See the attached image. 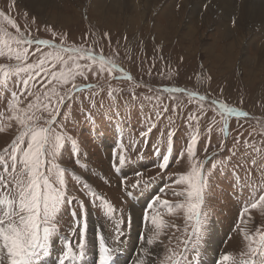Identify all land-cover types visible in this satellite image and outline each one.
Returning <instances> with one entry per match:
<instances>
[{
	"label": "rangeland",
	"instance_id": "1",
	"mask_svg": "<svg viewBox=\"0 0 264 264\" xmlns=\"http://www.w3.org/2000/svg\"><path fill=\"white\" fill-rule=\"evenodd\" d=\"M255 1L264 5V0ZM183 3L184 0H156L151 7L143 9L141 23L139 12L134 10L133 17L138 18L131 25L142 28L135 32L130 29L129 22L121 26L113 23L117 19L116 11L111 12L109 26L102 24V18L95 13L100 4L96 0H66L59 5L60 11L51 9L54 14L70 15V26L37 17L26 9L24 0H0V94L3 97L0 101V168L8 185L0 184V202L6 208L5 200L18 199L13 177L20 179L17 175L20 164L17 163V172L13 173L10 157L13 143L25 131L20 120L26 114L46 117L47 113L42 110L46 96L54 105L59 96L71 90L57 116L58 122H64L63 128L58 129L64 140L51 161L56 165L51 182L59 187L58 173L63 170L65 197L53 215L52 223L56 227L47 252L55 250L58 231L73 226L70 236L74 244L86 225L85 241L93 238L94 243L90 241L87 245L92 246L97 259L100 235L106 239L108 226L120 222L116 213H130L133 207L126 194L144 185L145 181L158 180L155 176L159 175L165 187L157 192L160 201L152 203L147 211L146 227L144 210H138L139 218L133 216L138 228L131 231L133 240L129 238L131 264L141 260L139 253L146 237H153L159 243L152 264H174L178 257H173V253L182 254L183 260L188 248L198 241L208 246L197 255L204 254L203 258L199 257L204 262L218 264L216 257L228 254L230 259L226 262L235 260L233 264H264V202L258 203L256 208L251 207L264 195V67L255 72L254 67L243 62L244 53L255 56L257 45L264 47V28L251 35L248 29L239 30L236 36L244 40L243 44L232 55H227L224 50L227 40H218L221 33L212 24L214 16L210 14L208 20L196 25L199 28L191 35L193 38L186 36L188 19ZM207 8L205 5L204 9ZM9 20L15 22V28ZM237 20L231 24L233 28ZM45 39L56 48L21 43L22 40ZM207 47L208 52L205 51ZM60 48H83L93 55L104 56L111 64L101 67L99 58L95 62L81 58L77 62L88 67L74 80L69 77L67 83L55 80L49 83L42 74L29 81L26 88L23 80L27 76L17 69L26 63H38L47 53ZM17 52L22 54L23 63L15 58ZM63 55L67 60L68 54ZM45 67L56 72L67 71L59 63L53 68L51 57ZM73 84L77 87L73 88ZM29 91L32 95H28ZM12 93H16L15 109ZM197 96H206L219 105L227 104L240 114L221 116L224 109ZM29 103L39 107L29 109ZM225 120L227 130H224ZM193 138L195 144H192ZM27 139L25 137V141ZM190 144L192 153L188 152ZM121 157L124 163H120ZM155 158L157 165L152 166ZM165 162L167 166L161 168ZM131 164L137 165L142 175L135 173L119 179L116 171ZM197 164L204 189L200 209L202 236L194 231L195 219H187L186 183H175ZM137 180L141 184L133 187ZM232 188L236 189L235 201L229 194ZM89 194L94 203L103 207L99 219L93 216L96 210L91 207ZM103 200L113 206V214H107ZM163 201H168V205ZM81 202L84 205L79 210L81 223H76ZM84 208L88 211H83ZM152 216L159 217V228L151 223ZM123 228L129 227L124 225ZM111 240L116 245L114 236ZM6 252L0 251V255H7ZM188 258H195V254L189 253ZM54 259L58 261L59 256L56 254Z\"/></svg>",
	"mask_w": 264,
	"mask_h": 264
},
{
	"label": "snow or ice",
	"instance_id": "2",
	"mask_svg": "<svg viewBox=\"0 0 264 264\" xmlns=\"http://www.w3.org/2000/svg\"><path fill=\"white\" fill-rule=\"evenodd\" d=\"M2 14V13H0ZM9 23L16 27L14 21L9 20ZM235 24V21H233ZM21 43L24 44H35L37 47L39 45H49V40H22ZM55 49L56 45H52ZM63 53L68 54V59L66 60ZM26 55V54H25ZM52 58V67L54 68L56 63H59L67 69L61 70L59 72L52 71L45 67L46 62ZM17 60H21L23 63V56L20 52L15 54ZM81 58L95 62L97 56L91 54L83 48H60L55 52H49L38 63H26L22 67H19L17 71L23 73L27 76V79L23 80V84L27 88L29 81L34 80L37 76L43 74V78L47 79L49 83L51 81H63L67 83L69 77L73 80L77 75H83L82 69H86L87 65H81L77 61ZM71 61V65H69ZM99 63L101 67L105 64H111L110 60H107L104 56L99 57ZM77 85L73 84V88ZM180 91V89H177ZM69 93L64 96H59L55 104L53 105L52 99L46 96L47 102L43 105V112L47 113L46 117L43 116H30L25 115L20 123L25 126V131L21 134L20 138L13 143V152L11 154V169L13 173L17 172V163L20 164V171L17 175L20 179L13 177V186L17 190L18 199H8L5 200L7 204V210L0 215V249H6L7 257L9 258V264H38V258L47 252L51 245V237L55 230V224L52 223L53 215L56 213L57 208L62 204L65 192H64V172L61 170L59 175V187L54 186L51 182V175L53 169L56 167L51 161L55 159L57 149L61 146L64 137L58 132V129L63 128V121H57V116L60 113V105L67 99ZM28 95H32L29 91ZM13 96V108H16V93H12ZM201 100H205L206 97L201 96ZM29 109L34 107H39V105H33L29 103L27 106ZM220 107L224 109L221 116L225 113H234L239 115L240 113L236 108L228 107L227 104H221ZM19 119V117H18ZM227 130V120H225V129ZM25 137H28L25 141ZM75 143V141H73ZM196 143V139L193 138L192 144ZM188 152L192 153L191 144L188 146ZM120 163H124V158H120ZM166 162L160 165L161 168H165ZM5 172L8 171L7 167L4 169ZM137 176H141L142 173L137 172ZM147 181L144 182V186L147 185ZM175 183L187 185L186 196H187V219L192 221L195 219L196 223L193 225L194 231L197 234H201L204 231L202 228L203 220L201 219V205L203 203V179L201 176L200 166L193 165L192 170L181 175ZM0 184L5 183L4 178L0 176ZM141 184L140 180H137L136 187ZM185 193H181L184 195ZM160 197L155 198V202H159ZM264 202V195L259 197L257 203L251 205L252 208H256L258 203ZM106 206V212L108 215L113 214L114 208L112 205L108 204L106 200H103ZM165 205H168V201H163ZM81 202V207H83ZM181 208L184 207L183 204L179 205ZM169 211L172 209L169 207ZM245 211H248L245 208ZM73 211L72 215L75 216ZM243 215V214H242ZM144 220L147 222L149 216L145 214ZM159 217L152 216L151 223L159 228L158 223ZM44 225L41 233V226ZM48 225H51L49 227ZM85 230L80 232V242L76 246L78 252L74 250L71 242L64 245V250L60 256V264H70L77 257H83L85 252ZM119 239V229H117V237ZM148 245H153L155 239L149 237L146 240ZM187 241L185 244L187 245ZM196 245H194L195 247ZM116 247H110L106 242L103 235L99 237V256L98 264H111L116 251ZM142 251L147 252L146 248H142ZM198 255V253H197ZM182 254L173 253V257H178L174 260V264H183ZM3 258L0 257V260ZM169 259H172L170 257ZM230 255L225 254L221 257V264L228 261ZM138 264H144L141 260Z\"/></svg>",
	"mask_w": 264,
	"mask_h": 264
},
{
	"label": "bare ground",
	"instance_id": "3",
	"mask_svg": "<svg viewBox=\"0 0 264 264\" xmlns=\"http://www.w3.org/2000/svg\"><path fill=\"white\" fill-rule=\"evenodd\" d=\"M24 1H25L24 5H25L26 9L29 12L36 14L37 17H39V18L41 17V19H43L45 21L53 22L57 25H62V26L72 25V23H70L68 21V20H71L70 15L68 17V15L63 14L62 12H59V13L56 12V14H54L51 10V9H53L54 11H57V10L60 11L61 7L59 5L62 4V2L64 3L66 0H24ZM96 1L100 2V4H99V7H96V9H95L96 12L95 11L94 12L97 13L102 18V21H101L102 24L105 23L107 26H109V17H112L111 12L116 11L115 16H117V19L115 18L116 20H114L113 23H115V24L118 23L119 24L118 26H121L122 23L124 24L126 22H129L130 29H132L136 32L137 30L142 29V28H138V27L131 25V23L134 22L138 18V17L137 18L133 17L135 15L134 10L135 11L137 10L139 12V17L141 18L140 23H141L143 21L142 18L144 17V12H143L144 10L143 9L151 7L152 2H154L156 0H144V1L138 0L139 3L136 2V0H102V1L96 0ZM141 3H144L145 5H143ZM183 4H184V6H183L184 13L187 10V19H188V22H186V26H185L186 29H188L187 30L188 33L186 34V36L188 35L187 37L189 38V37H192L191 35H195L198 28H199V27L196 28V25H198L201 22L208 20L207 18H208V15L210 14V15L214 16V20H213L212 24L214 26H216V28L219 29V31L221 33L218 36V37H220V38H218V40L219 39L227 40V43L224 44V50H225L227 55H232V52H235V49L238 46H240L242 43L243 39L238 38L236 36V34L238 33L239 30H247L248 29L247 31L251 35L255 31L262 30L264 28V5L262 4V2L258 3L255 0H242V1H237V0H184ZM197 4H199L202 7V9ZM205 5L208 6L207 9H204ZM202 12H203V15H201ZM76 14H77V12H76ZM73 18H74V16H73ZM236 19H238L236 22V27L233 28L231 26V24ZM79 23H80V21H79ZM134 23H136V22H134ZM220 26L222 28V32H221ZM112 27H114V29H117L116 25H112ZM182 27H184V26L182 25ZM162 28H164V27H162ZM145 31H146V29H145ZM135 35H141V34L135 33ZM160 35H161V33H160ZM240 37H241V35H240ZM245 37H246V35H245ZM190 42H192V41H190ZM257 46L259 47V45H257ZM191 47H193V46H191ZM258 47L255 49V50H258V51H255V52H257V54L255 56H250L247 53H244V55H243V57H244L243 62H245V63L247 62L251 67H254L255 72L257 71L258 68H260V71H261L262 67H264V63H263L264 62V47L263 48H262V46L259 48ZM191 51L192 50H190V52ZM205 51L206 52L209 51L208 47ZM215 54L216 53L213 52V55H215ZM208 55H210V53H208ZM221 58H223V57H221ZM223 61H225V60H223ZM1 202H0V215H2L3 212L7 210L6 206H4ZM138 213H139L138 209H136L133 206L132 209L130 210V217L134 223H135V220L133 219V216L135 219L139 218ZM91 228L92 227L90 226V229ZM214 230L219 231V229H217V228H215ZM92 239L93 238L90 237L87 240V242L91 241V243H94L92 241ZM147 239H148V237H146L145 243L143 244V248H146L147 252H144L141 250L139 255L141 256V260L144 262V264H152L155 257L157 256L158 251H159V243H158V241H155V243L153 245H148L146 243ZM87 242L85 244V250L86 249L89 250V251L86 250V252L91 255V256H89L91 261L94 262L95 264H97L99 251H98L97 259H96V257L93 255L95 251L92 249V246L89 247L87 245ZM128 244H129V238H126V242L122 243L119 246H124V247L128 248ZM113 246L116 247L117 249L119 247L118 243H116V245H113ZM5 250L6 249H0V251H5ZM116 252H118V250ZM47 253H49V252H47ZM0 257L3 258L2 260H0V263L6 262L7 264H9V258L7 257L6 254H4L3 256L0 255ZM128 257L131 258V255L129 254ZM45 258H46V264H53L52 259H48L47 257H45ZM77 259H80V257L76 258V260ZM76 260H74V262H76ZM141 260H137L136 264H138V262ZM216 260H217V257H216ZM204 264H211V263L204 262Z\"/></svg>",
	"mask_w": 264,
	"mask_h": 264
}]
</instances>
